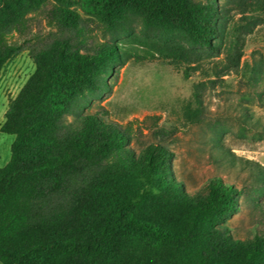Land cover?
I'll return each instance as SVG.
<instances>
[{
	"label": "trees",
	"instance_id": "1",
	"mask_svg": "<svg viewBox=\"0 0 264 264\" xmlns=\"http://www.w3.org/2000/svg\"><path fill=\"white\" fill-rule=\"evenodd\" d=\"M48 2L60 3L53 15L79 34L81 17L70 2H83L110 28L133 15L178 28L185 42L164 49L189 63L223 50L225 25L213 2L0 0V76L22 49L10 32ZM231 52L228 59L239 68L242 57ZM32 56L36 73L11 100L2 128L15 141L0 170L1 264H264V235L239 240L227 225L241 210L242 189L214 177L204 192L190 193L175 175L169 148L151 143L138 153L133 128L88 113L114 90L110 80L126 64L119 47L100 42L84 52L64 38ZM253 71L263 77L261 66ZM241 121L255 127L247 108ZM227 156L264 191L262 163Z\"/></svg>",
	"mask_w": 264,
	"mask_h": 264
},
{
	"label": "rangeland",
	"instance_id": "2",
	"mask_svg": "<svg viewBox=\"0 0 264 264\" xmlns=\"http://www.w3.org/2000/svg\"><path fill=\"white\" fill-rule=\"evenodd\" d=\"M213 2L225 25L223 50L218 57H193L189 63L175 57L166 45L185 42L184 34L147 24L141 17L110 28L83 2H70L80 14V34L62 26L53 15L57 2H48L28 15L27 21L9 34L22 47L0 76V170L12 156L15 136L2 128L11 100L16 99L36 73L33 52L50 48L56 40L71 38L84 52H94L100 42L116 45L126 64L110 82L111 93L97 99L88 113L98 114L134 130L132 148L159 143L174 154L178 180L190 193L204 192L214 177H222L244 191L241 210L227 225L236 239L264 235V191L253 181L250 170L231 164L228 153L264 165V0H196ZM241 56L237 68L229 61L231 49ZM262 67L263 77L253 71ZM249 109L255 127L241 121ZM1 264V263H0Z\"/></svg>",
	"mask_w": 264,
	"mask_h": 264
}]
</instances>
